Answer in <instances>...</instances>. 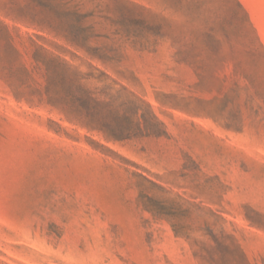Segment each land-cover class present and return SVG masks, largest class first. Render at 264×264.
Wrapping results in <instances>:
<instances>
[{
    "label": "rangeland",
    "instance_id": "obj_1",
    "mask_svg": "<svg viewBox=\"0 0 264 264\" xmlns=\"http://www.w3.org/2000/svg\"><path fill=\"white\" fill-rule=\"evenodd\" d=\"M0 264H264V0H0Z\"/></svg>",
    "mask_w": 264,
    "mask_h": 264
}]
</instances>
